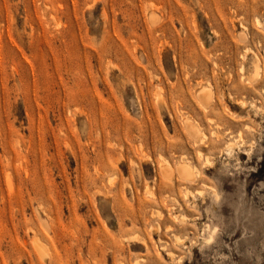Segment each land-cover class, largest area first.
Here are the masks:
<instances>
[{
    "label": "rangeland",
    "instance_id": "obj_1",
    "mask_svg": "<svg viewBox=\"0 0 264 264\" xmlns=\"http://www.w3.org/2000/svg\"><path fill=\"white\" fill-rule=\"evenodd\" d=\"M0 264H264V0H0Z\"/></svg>",
    "mask_w": 264,
    "mask_h": 264
},
{
    "label": "bare ground",
    "instance_id": "obj_2",
    "mask_svg": "<svg viewBox=\"0 0 264 264\" xmlns=\"http://www.w3.org/2000/svg\"><path fill=\"white\" fill-rule=\"evenodd\" d=\"M209 156L207 155V160L206 161H208L209 162V158H208ZM211 162V161H210ZM169 164V163H168ZM196 167V166H195ZM180 172L182 173V175H185V176H187V177H189V178H194V171L192 170V168H190V167H188L186 164H181L180 165ZM168 171V170H167ZM166 171V172H167Z\"/></svg>",
    "mask_w": 264,
    "mask_h": 264
}]
</instances>
